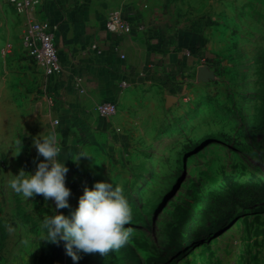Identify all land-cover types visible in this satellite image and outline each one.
I'll return each mask as SVG.
<instances>
[{
    "label": "rangeland",
    "instance_id": "374dc122",
    "mask_svg": "<svg viewBox=\"0 0 264 264\" xmlns=\"http://www.w3.org/2000/svg\"><path fill=\"white\" fill-rule=\"evenodd\" d=\"M174 1L183 5L177 44L195 50L187 58L194 66L153 71L129 107L126 99L122 118L120 107L107 119L92 108L87 119L75 120L70 106H61L55 124L51 104L36 118L23 115L13 99L30 94L34 111L42 72L0 63V264H76L63 241L44 240L55 201L28 199L10 187L21 169L36 170L44 158L34 138L52 130L60 159L68 158L71 188L70 207L56 211L70 215L85 187L105 180L124 189L133 212L129 245L82 254L78 264H264V198L174 247L179 223L205 193L246 182L264 187V0ZM198 65L211 72L206 80L198 79ZM81 151L89 155L74 161Z\"/></svg>",
    "mask_w": 264,
    "mask_h": 264
},
{
    "label": "crops",
    "instance_id": "0c3cea01",
    "mask_svg": "<svg viewBox=\"0 0 264 264\" xmlns=\"http://www.w3.org/2000/svg\"><path fill=\"white\" fill-rule=\"evenodd\" d=\"M180 7L182 3L174 0H42L35 16L58 25L56 40L63 72L47 80L40 74L43 80L35 90L41 99L34 111L26 92L20 101L13 99V105L21 106L23 115L36 118L40 109L51 104L55 122L59 121L57 115L63 114L61 106H70L68 115L73 119H87L92 108L111 99L121 109L120 118L126 116V99L130 100L143 80L151 82L153 71L165 67L174 73L180 68L178 64L183 65L181 68L194 66L193 62L188 64L184 47L177 44L183 41ZM114 11L132 21L131 32L117 35L106 29L109 14ZM26 26V16L14 4L0 0V63H5L6 69L26 66L27 71L39 72L23 45ZM201 67L197 66L198 71ZM124 80L129 85L122 88ZM129 102L128 107L134 100ZM75 106L79 111H71Z\"/></svg>",
    "mask_w": 264,
    "mask_h": 264
},
{
    "label": "clouds",
    "instance_id": "9594fccd",
    "mask_svg": "<svg viewBox=\"0 0 264 264\" xmlns=\"http://www.w3.org/2000/svg\"><path fill=\"white\" fill-rule=\"evenodd\" d=\"M34 146L43 160L36 170L21 169L10 187L26 198L43 195L46 200L55 201L53 213L44 218L47 229L44 240L65 244L66 253L76 264L82 254H106L129 245L134 232L128 227L133 212L124 189L116 183L96 181L93 187H85L79 198L78 207L70 215L58 209L70 207L71 188L66 184L67 159H60L61 141L54 130L34 138ZM89 155L81 151L74 161Z\"/></svg>",
    "mask_w": 264,
    "mask_h": 264
},
{
    "label": "built area",
    "instance_id": "2783aa9c",
    "mask_svg": "<svg viewBox=\"0 0 264 264\" xmlns=\"http://www.w3.org/2000/svg\"><path fill=\"white\" fill-rule=\"evenodd\" d=\"M14 4L20 14L27 19V26L22 36L23 45L28 57L36 68L42 72L44 78L63 72L62 55L57 44L58 25L49 20H38L36 12L42 5V0H7ZM106 29L114 34L122 35L132 30V21L126 18L121 12L114 11L109 14L106 22ZM184 49V48H183ZM185 56L190 57L195 53L191 47L185 48ZM125 58V54H121ZM128 81L120 83L122 88L127 87ZM97 112L102 118H113L117 115L119 107L117 102L111 99L102 100L97 105ZM55 124L59 121L55 120Z\"/></svg>",
    "mask_w": 264,
    "mask_h": 264
},
{
    "label": "trees",
    "instance_id": "16d2710c",
    "mask_svg": "<svg viewBox=\"0 0 264 264\" xmlns=\"http://www.w3.org/2000/svg\"><path fill=\"white\" fill-rule=\"evenodd\" d=\"M264 198V187L253 183L234 184L231 188L216 189L204 194L198 209L192 210L175 231L174 247L194 242L209 231L211 224L226 220L237 206H251ZM172 248L169 246L167 253Z\"/></svg>",
    "mask_w": 264,
    "mask_h": 264
},
{
    "label": "water",
    "instance_id": "95a60500",
    "mask_svg": "<svg viewBox=\"0 0 264 264\" xmlns=\"http://www.w3.org/2000/svg\"><path fill=\"white\" fill-rule=\"evenodd\" d=\"M211 75V72L206 67H201L198 71V79L206 80Z\"/></svg>",
    "mask_w": 264,
    "mask_h": 264
}]
</instances>
